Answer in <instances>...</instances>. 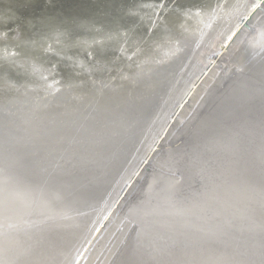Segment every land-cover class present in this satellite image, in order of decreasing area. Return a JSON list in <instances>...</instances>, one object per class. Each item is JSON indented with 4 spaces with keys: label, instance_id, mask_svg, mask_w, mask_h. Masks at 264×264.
Wrapping results in <instances>:
<instances>
[{
    "label": "bare ground",
    "instance_id": "obj_1",
    "mask_svg": "<svg viewBox=\"0 0 264 264\" xmlns=\"http://www.w3.org/2000/svg\"><path fill=\"white\" fill-rule=\"evenodd\" d=\"M19 1H26L21 5H27L34 0ZM19 1L17 0V3L15 4H18ZM129 1L133 3L132 8L136 10H139L138 5H147L142 2V0ZM49 2H51V0H46L45 5ZM86 2L87 0L81 2L80 5L83 7L88 6V3ZM235 3L243 4L232 7ZM6 5L7 4H5V6ZM5 6L0 7V12L3 13L2 15L16 14L17 10ZM56 6L57 5L52 8H55ZM78 6H71L70 8L68 6V11H65L67 9L64 8V6H61L59 9L61 13H55L54 11L46 12L43 11V9L40 11L38 10L40 14V20L38 22H52L58 24L68 18H76L77 20L83 21L81 16H87V12L78 9L80 8ZM197 7H193V9L190 10L186 9L183 12L185 15H188L189 19L184 18L182 23L187 21L189 25H181L178 31L166 29L156 37L151 38L149 40L150 45L148 46V49L143 51H140V46L137 45L139 39H134L129 42L125 38L121 41H114L111 38H101L99 42H94L93 49L84 48V55L82 54L83 58L80 55L78 57L71 56L66 54L67 52L64 53L63 49H57L58 45L63 41L59 37L55 38L54 36L53 42L49 41V39L37 40L38 43L45 42L46 45L50 44L47 49L56 51L55 53H59L61 56L64 55L63 57H60L62 61H68L71 65H77L80 64L82 60L85 62H91L93 60L95 63L92 64V67L103 66L101 67L102 69H106L107 67L105 66L110 65L106 64L102 59L97 58V56H99L98 54L101 55V53H104V51L108 49L112 50L113 48L118 47L119 51L123 54V58H125L126 64L123 66H126L127 68L118 76H115L116 78H114V80L104 77L101 80L97 79V82L87 81V83L83 84L75 82L70 78L63 80L61 76L55 75L52 71L56 68V64L54 67L49 68L43 62H40L39 59L32 58L30 54L27 55L25 50L32 49L30 46L34 45V43L18 42L20 41L18 40V36L13 38V41L18 42L16 47L0 48V209L3 210V214H0V216H3L0 220V230H2V232H7V230L12 229L11 234L6 235L9 238H0V247L2 250L3 248L4 250L7 249V252L12 253L11 255L14 256L23 251V249L19 247L24 245L27 246L28 239H33V237L41 239L42 237H55L53 239L55 241L51 240V243L46 242L48 248L45 251L41 250V252L38 253L39 256L37 255L38 257L35 262L33 261V264H59L62 259L61 257L64 258L66 255V249H68L74 241L78 242V244L82 242V245L81 247L79 246V256L76 257L77 259L72 264H75L77 260H80L79 258L87 250V246L89 244L91 245V240H93V237L99 231L100 226H102L108 213L113 209L126 187H128L132 180L139 175L138 172L140 171L142 164L146 161L147 156L152 152L158 141H160V138L168 133V126L171 127L173 122L178 119L179 115L181 116L195 90L199 88L201 83H203L206 78L205 75L209 74V71H211L210 67L217 64V61L220 60V56L226 51L234 36L241 33L239 42H242L245 33L251 31L245 24L250 21L252 23V20L256 17L258 12H261L260 8L264 9V0H221L214 7L211 5L210 9L199 10ZM44 8L48 9L50 7L45 6ZM38 11L36 10V13ZM82 13L83 15H81ZM45 14H50V16L52 15L54 17L49 18L50 16L46 17ZM71 14L72 16L70 17ZM61 15H63V17ZM145 17L146 16L143 15L137 17V19L140 22H144ZM109 19L112 21V18ZM119 19L122 22L124 18L119 17ZM223 20H227V22H225L226 27L220 32V34H218L219 26L213 34L210 33L212 27ZM111 21H107L109 23L106 27L112 25ZM138 21L135 26H138ZM113 24L115 23L113 22ZM196 24H198L199 27L196 26ZM101 25L105 26V24ZM200 25L203 26V31ZM102 26H100V28ZM94 30L98 31L99 29L94 28ZM100 34L104 33L101 32ZM115 34L120 37L124 36L122 33ZM70 35L71 33L69 36ZM4 37H6V33L2 32L0 29V38ZM235 38H237V36ZM76 41L77 39H75L74 42ZM232 42L234 41L232 40ZM89 43L91 44L93 41L88 42V44ZM224 46L226 48H224ZM129 47V51L124 50L125 48L129 49ZM53 48L55 50H53ZM234 48L236 49V47ZM18 50L19 53L23 52L25 57L18 58V53H16ZM236 54L237 52L235 55ZM215 56L216 60L214 59ZM106 71L107 70H105V72ZM228 71L229 70H227V72ZM87 73L90 74L88 71ZM198 73H200L201 77L199 83L198 76L196 78ZM194 77L196 80H194ZM218 87H220V85H218ZM255 91L258 93V90ZM223 93H225V91ZM227 104H229V102ZM199 108L197 107V109ZM185 109L188 108L186 107ZM214 114L215 113L207 114L205 122L203 123V131H200L199 127L197 128V131H200L202 135L199 134L203 136L202 140L197 144H202V151L210 149V152L212 151L211 153H213V151L227 153L226 148H229L219 147V144H222V140H225V136L228 137L229 135H227L228 132L226 134V132L223 133L220 131L219 127L225 125V130L227 131L229 129L231 132L233 130L232 127L241 128L244 124L239 126L238 123L234 124L232 121H228L230 119H226L225 111L217 115ZM181 122L184 123L183 121ZM245 122L247 123V121ZM199 134L198 136L200 138L201 136ZM194 135L193 137L195 138ZM236 135L237 134H235V136ZM238 136L241 137L240 135ZM262 138L263 137H261V139ZM206 140H208V142H206ZM226 143V146L230 145L231 141L230 143L226 141ZM190 149L192 148L190 147ZM260 149L262 150V148ZM196 153L197 152H195V155ZM243 153L242 150V154ZM136 154L139 156L143 154V158H139V156L135 158ZM197 156L198 155H196V157ZM199 157L200 156H198V158ZM237 160L240 161V159ZM203 162L204 161H201L200 159L198 162H188L187 167L184 170L185 177L180 181L169 180V178H156L153 183L150 181L152 184H150L147 189L143 188L146 191H144V193L147 199H144L146 201L143 205V211L140 210L143 212L141 215L146 216L147 218L149 216L150 221H152L151 219L157 217L160 218V216L162 217L163 212L161 211L163 210L167 213L171 212V214L179 213L182 218L185 215H191L192 217H187L189 222L187 220H185L186 222H182V218L178 217L179 215L177 217L179 219V224L186 223L184 225H187V223H189L188 225L193 224V227L205 226L207 224L212 227V224H209L210 220L208 219L211 218L209 215H214V219L217 218V220H224V223L225 221L227 223H232L231 225L233 226V229H235L238 234L260 235V233L264 231V220H252L249 210L250 205L245 204L243 206L241 204L242 198L248 197L246 194L249 195V193H251L249 190L251 189L248 187L240 189L239 186L241 185L238 186V183L233 182L235 181L233 179L219 181L214 187L211 185L213 187L211 190L209 189L212 191L211 193H207L206 191L201 193L195 191L196 194H191V192H187L184 195L177 194L179 190L189 185L196 173H200V171L204 169L203 164L207 162L206 165L208 166V161H205V163ZM262 162H264V158L261 163ZM228 166H230V164ZM206 168L207 167H205V169ZM232 168L233 167L229 168L230 171ZM234 171L237 179L240 181L241 175L244 174L242 169L236 167ZM254 171H256V169ZM120 172L124 173L122 174V178L120 177L121 179L119 178L118 180L117 178ZM209 172L210 171H208V173ZM212 175H214V173ZM7 177H11L10 182L5 180ZM178 178L180 179L181 177ZM116 179L118 181H116ZM237 179L236 181H238ZM114 182H117L118 184H114ZM210 183H212V181ZM121 184H123V186L118 191L117 195H115L111 204H109V201L107 200V203H105L104 206L103 202L105 200L103 202L100 201L103 205L101 204L99 208H103L104 206V210L102 211L108 209L100 215L102 212H99L102 208H98V212L95 216H98L99 214L100 217L99 219L97 217V220L95 219V223H92L91 221L93 224L92 228L90 227L91 224H89L87 228L79 231L76 230V232L74 227L76 228L77 225H80L82 220L85 219L86 221L88 217H92L93 214L91 215L90 213L95 206H99V199H104L105 197L103 195L109 193L106 191L112 187L108 194L110 195L114 190L116 191ZM211 186L209 187L211 188ZM36 189L41 190L39 191ZM192 191L194 192L193 189ZM258 191H260V189H258ZM254 193H251V196H254ZM261 194L263 195V193ZM256 195L258 196L257 193ZM253 198L258 199L256 196ZM106 199H108V197H106ZM248 199L250 200L249 197ZM254 199L252 201H254ZM213 203H215L217 207H214ZM255 203H257V200ZM132 204L134 203H131V205ZM154 207L159 210H155ZM96 210L97 209H95V211ZM160 212L161 215H158ZM154 213L155 215L153 216ZM17 214L23 216V218L17 220L15 216ZM11 215H14L15 217ZM123 215L125 216V214ZM113 217L115 219L116 216ZM31 218L35 220V223L31 222ZM122 218L125 219V217ZM187 218L184 217L183 220ZM213 218H211V220ZM43 219L44 221H42ZM176 219L177 218H175V220ZM110 220L112 221V219ZM141 220H143V218L137 220V224H140L137 228L138 233L136 237H133V241L129 239L132 242L123 256L121 258L119 257L118 264H123V262L126 261L127 258L125 254L127 252L129 253L131 249H135L141 240L146 243L142 245H149V256L151 259L153 258V260L155 257H158L162 260H174L185 264H208L204 262L209 260L211 256L216 255L215 253L217 251H215L214 254L209 255L201 254L202 252L199 253L200 249L198 244L201 245V242L204 240L202 236L207 234L209 237H213V235H210V230L209 234L206 231L204 232L203 229L201 230L205 234L202 232L190 233L191 231L189 232L186 230L190 233L188 238L192 244L187 243L190 244V246L186 244L187 246L183 245L178 247L179 243L181 244V242H179L176 248L174 246L171 248L172 241L170 245H168V237L166 236L167 238L165 241L163 240V237L167 232H171V234L173 233L175 241L182 235L184 237L186 233L181 234L179 230L173 232L169 229V226L166 225L165 228L163 227L164 229H158L153 224H149L148 222L145 223ZM203 220H208L209 222L206 221L208 222L206 224ZM125 221L127 220L125 219ZM138 221L141 223H138ZM41 222L47 227L46 230L37 231L36 233L35 231L28 230L35 228L36 225L39 226ZM214 222L217 221L214 220ZM222 222L223 221H221V223ZM86 223L88 222L86 221ZM165 224L167 223L165 222ZM179 224L178 226H180ZM184 225H182V227ZM126 226L127 225H125V227ZM159 226L160 225H158V227ZM109 227L112 226L110 225ZM174 227L172 230L175 229ZM193 227L191 229H193ZM90 228V235L84 240L83 237H85L84 235ZM113 228L115 229V226ZM211 229L215 231L214 226ZM66 232H68L69 235H65ZM104 234L106 235V233ZM109 234H111V231ZM132 234L135 235V233ZM112 238H114V236ZM123 239L124 238L122 237L121 240ZM212 240L213 239H211V241ZM118 241H120V239ZM179 241L181 240L179 239ZM203 244L204 243H202V245ZM237 244V242L233 241L228 242L227 244L225 243L226 246H231L232 250H234ZM20 249L22 250L20 251ZM25 249L28 250V248H24V251H26ZM244 250L245 249H243V252ZM120 251L122 252V249ZM225 252H227V250ZM234 253L235 252H233V254ZM74 254L75 249L64 259L66 260L68 258L67 261H70V258L72 259ZM245 255H247V253H245L244 256ZM35 256L36 255L33 254L27 256L26 254L25 258L28 257L31 260ZM142 258L143 256L140 257V260L143 263ZM253 259L255 258L253 257ZM110 260L111 259H109V261ZM242 260L245 261V257ZM242 260L239 261V264H243ZM256 260L255 262H257ZM113 261H116V259ZM10 262H7L6 260V263ZM138 263L140 264L137 257L135 258L134 264ZM215 264H218V262L215 261Z\"/></svg>",
    "mask_w": 264,
    "mask_h": 264
},
{
    "label": "rangeland",
    "instance_id": "obj_2",
    "mask_svg": "<svg viewBox=\"0 0 264 264\" xmlns=\"http://www.w3.org/2000/svg\"><path fill=\"white\" fill-rule=\"evenodd\" d=\"M45 1L46 0H34L32 3L27 4V5H21V4H24L26 1L25 2L19 1L18 2L19 5H18V4H15V3H17V0H11V1L10 0H0V7L5 6V4H7L5 7L9 6V7L14 8V10H17L16 14L14 13V15H2L3 13L0 12V29L2 32L6 33V37L0 38V48H3V47L12 48L14 46L16 47L18 42L34 43V45L30 46V47H32V49L25 50L27 55L30 54L32 56V58L39 59L40 62H43L49 68L54 67V65L56 64V68L53 69L52 71L55 75L61 76L63 78V80L70 78L71 80H74L75 82H79V83L83 84V83H87V81L97 82V79L101 80L104 77H106L107 79L110 78V79L114 80V78H116L115 76H118L120 73H122L124 71V69L127 68L126 66L125 67L123 66L124 64H126L125 58H123V54L121 51H119L118 47H115L112 50L108 49V50L104 51V53H101V55L98 54L99 56H97V58L102 59L103 61H105L106 64L110 65V66L106 65L105 67H107V68L102 69L101 67H103V66L93 68L92 64L95 63V62H93V60L91 62H85L84 60H82L81 63L77 64V65H71L68 61H62L60 59V57H63L64 55L61 56L59 53H55L56 51H51V50L47 49L50 44L46 45L45 42L38 43L37 40L38 39H40V40L49 39V41L53 42L54 36H55V38L59 37L63 41L58 45L57 49L58 48L61 50L63 49L64 53L67 52L66 54H69L71 56H76V57H78L79 55L81 57H83L84 48L85 49L86 48H90V49L92 48L93 49L94 48L93 47L94 42H99L101 40V38H106V39L111 38L114 41H121L125 38L129 42L131 40H134V39H139V43H137V45L140 46L139 47L140 51H143L145 49H148V46L150 45L149 40L151 38L156 37L157 35H159V33H162L166 29L178 31L180 29L181 25H189V23L187 21H185V23H182V20H184V18L189 19L188 15H185V13H183L184 10H186V9L190 10V9H193V7H197V6H198L197 9H199V10L210 9L211 5H212V7H214L221 0H142V2L146 3L147 5H138L139 10L132 8L133 3H131L129 0H87L86 3H88V6H85V7L81 6L80 4H81V2L86 1V0H51V2H49L46 5H45ZM140 4H142V3H140ZM242 4L235 3L234 5H232V7L239 6ZM55 5H57V6L55 8H52ZM45 6H47V7L49 6L50 8L46 9V8H44ZM61 6H64V8L67 9L65 11H68V6H69V8L71 6H73V7L78 6V7H80L78 9L82 10L83 12L84 11L87 12V14H86L87 16H85V15L81 16L83 21L77 20L76 18H73V19L68 18L65 21H62L58 24H54L52 22H44V23L38 22L40 20L39 19L40 18L39 11L41 9H43V11H46V12L54 11L55 13H61L59 11ZM78 9H76V10H78ZM27 10H28V12H27ZM36 10L37 11L39 10V11L36 13ZM71 10H72V8H71ZM259 12L256 15V17L252 20L253 24L250 21L251 26H253L252 28H254L252 30L254 33L252 31L251 32L249 31L250 33L246 32L245 33L246 38L244 37V39H242L243 41L241 40L242 42H239V37L241 36V33L240 34L238 33V35H236L237 38H235L236 36L233 37L235 39L232 38V40L234 42H232V40L230 41L228 48L223 53L224 55L223 54H222V56L217 55V56H220V60H218L217 64H215L213 67H210L211 71H209V74L205 75L206 78L204 79L203 83H201V85H199V88L196 89L194 94L192 95L191 100L188 101L187 106H186L188 109H185L186 108L185 107L181 116L179 115L178 119L173 122V125H171V127L168 126V133H166L164 136H162L160 138V141H158V143L156 144V146L154 147L152 152L147 156L144 164H142L141 169L138 172V174L141 177L139 175H137L135 177V179L132 180L131 184L128 187H126L123 194L121 195V197L118 199L117 203L115 204V206H114L115 208L113 207V209H115V210L111 209V211L108 213L106 219L104 220V223L102 224V226H100L99 231L93 237V240H91V245L89 244L87 246V250L79 258L80 260H77L75 264H78V263L83 264L84 262H85L84 264H111L112 262H114L112 264H118L119 259L123 256V254L128 249L131 242L134 240L133 237H136V235L138 233L137 228L140 225V224H137V220H139L141 218H143V220H144V221L141 220L142 222H145V223L148 222L149 224H153L158 229H164L166 226H169V229H171V231H173V232L179 230V232L181 234L186 233L184 237H183V235L180 236L179 239L181 241H179V239L175 241V239L173 238L174 237L173 233L171 234V232H167V234H170L171 236L166 234L163 237V240L165 241V239L168 237L167 238L168 245H170V243L172 241V243H171L172 247L171 248H173V246L176 248V246L178 245L179 242H181V244L179 243L178 247L183 246V245L184 246H187V245L190 246V244H187V243H191V241L188 238V235L190 233L202 232L201 229H203L204 232L206 231L209 234V230H210V233H211L210 235H213L212 238L209 237L204 232H202L205 235L202 234L203 235L202 238L204 240L201 242V245L198 244L199 249H200L199 253L202 252L201 254L209 255V254H214L215 251H217V252L215 253L216 255L211 256L210 259L205 261L204 263L215 264V261H217L218 264H220V263H222V264H225V263L226 264L227 263L233 264V263H235L236 264V261H237V264H239V261L245 257L246 262L244 260H242L243 264H253V263L254 264H264V231H262V233H260V235L238 234L235 231V229H233V226L231 225L232 223H227L226 221L224 223V220H219V219L217 220V218L214 219L215 218L214 215L213 216L209 215V217H211V218L214 217L213 218L214 220H216L217 222L218 221H220V222H218V223L214 222L213 219L211 220V218H209L208 220H210L211 223L208 220H203V221H205L204 223H206V224L209 222V224H212V227H211V225H208V224L205 225L204 223H202L206 227L202 225V226H196L197 227L196 228L195 226L193 227V224H191L195 231L193 229H191L192 227H191V225H188L189 223H187V225H184L186 223H183V224L178 223L179 222L178 217L182 218L179 213H176V214L172 213L171 214V212L167 213L163 210V211H161V212H163V214H162L163 216L162 217L160 216V218L157 217L155 219H151L152 221H150L149 216L147 218L146 216L141 215V213H143L142 212L143 211L142 210L143 205L146 201L144 199H147L145 196V193H144V191H145L144 189H147L149 187V185L153 183V181L155 182L156 178H164V179L169 178V180H173V181H180V180L184 179V177H185L184 170L187 167V163L188 162L189 163L198 162V160L200 159L201 161H204L203 163H205V161H208V166L209 165L210 166L208 167L206 165L207 162L205 164H203L204 169H202V171H200V173L199 172L196 173L195 177L189 183V185H187L186 187H183L181 190H179L177 192V194L184 195L187 192H191V194H194V193L196 194L197 191L200 193L203 191H206L207 193H211L212 191H210V190L214 187V185L216 183L218 184L219 181H225V180L233 179V180H235L233 182H237L238 186L241 185V186H239L240 189H245L248 187L251 189L249 191L252 194L255 192L254 196H256V198L258 197V199H254L253 198L254 196H251L252 194L249 193V195L246 194V196H248L250 198V200L253 198L254 201H252L253 199L250 201L248 199V197L242 198L241 204L243 206L245 204L250 205L249 210H250L251 219L255 220V221L264 220V162L261 163L262 159L264 158V138L261 139L260 136H251V134L248 135L247 137H243V136L239 137L238 136L239 134L236 131L233 133L231 131L230 132L231 135H230V133L227 134V131H225L226 134L229 136L228 137L225 136L224 139L225 140L228 139L226 141H228V143H230V141H231V143H230V145L226 146V144H227L226 141L222 140V144H219V147H222V148L228 147L229 149L226 148L227 153L220 152V151L219 152L213 151V153H211L212 151L210 152V149L204 150L205 151V153H204V151L201 150V149H203L202 144H200V145L197 144L203 138V136H201L202 134L200 133V131H203V129H204L203 123L205 122L207 114L208 113H215L214 115H217V114L224 112V111L227 113L228 112H235L238 108V106L236 104L237 102H236L235 97H237V96H239V97H250V99L254 103V106L259 105L261 107L262 106L264 107V65H263L264 64V61H263V59H264V39L261 37L262 36V28L264 26V23H263L264 22V13L262 11L260 13ZM81 15H83V13ZM143 15L146 16L144 18V22L138 21L137 17L143 16ZM45 16L49 17L50 14L49 15L45 14ZM61 16L63 17V15H61ZM71 16H72V14L70 15V17ZM52 17H54V16L51 15L49 18H52ZM119 17L124 18L122 22L119 19ZM7 18H9V19H7ZM109 18H112V21ZM107 21L112 22V25L110 27H106L107 24L109 23ZM137 21H138V26H135ZM113 22L115 24H113ZM225 22H227V20H223V21L218 22L217 25L212 27V29L210 30L211 31L210 33L213 34L215 32V30L217 29V27L219 26V29H218L219 33L218 34H220V32L226 27ZM101 24H105V26H102ZM100 26H102V27L100 28ZM196 26H198V24H196ZM200 27H202V31H203V26L200 25ZM94 28H98L99 30L95 31ZM9 30H11V31H9ZM101 32H103L104 34H100ZM70 33H71V35L69 36ZM115 33H122L124 36L120 37V36H117ZM200 33H201V31H200ZM247 34H249V35H247ZM15 36H18L19 37L18 40H20V41H18V42L13 41V38ZM64 36H66V37H64ZM255 38H257V39H255ZM75 39H77L76 42H74ZM92 41H93V43L88 44V42H92ZM239 43H241V44H239ZM85 46H90V47H85ZM234 47H236V49ZM224 48H226V47L224 46ZM131 49H133V48H131ZM53 50H55V49L53 48ZM96 50H98V49H96ZM124 50L129 51L130 47H129V49L125 48ZM63 51H61V52H63ZM236 52H237V54L235 55ZM16 53H18V58L25 57L23 52L19 53V50L16 51ZM95 53H96V51H95ZM241 53H242V55H241ZM209 56H211V55H209ZM214 59L216 60V56L214 57ZM233 62L235 63V65ZM0 64H1V62H0ZM105 70H107V71L105 72ZM227 70H229V71L227 72ZM87 71L90 72V74H88ZM221 72L222 73L225 72L226 74L225 73L222 74ZM245 72L246 73L248 72V73L246 74ZM244 73H245V75H244ZM197 76H198V83H199L201 81L200 73H198L196 75V78H197ZM92 78H93V80H92ZM235 79L238 83L235 81ZM194 80H196L195 77H194ZM218 85H220V87H218ZM203 89H205V90L208 89V90L205 91ZM255 90H258V93ZM224 91H225V93H223ZM203 93H204V95H203ZM219 94H221V95H219ZM228 102H229V104H227ZM202 103H204V104H202ZM197 107L198 108L200 107V108L197 109ZM181 121H183L184 123H182ZM202 125H203V127H202ZM198 127H199L200 131H197ZM263 130H264V128H263ZM191 131H194V132L197 131V132L194 133ZM222 132L224 133V131H222ZM192 134L193 135L195 134L194 135L195 138L193 137ZM198 134L201 136L200 138H199ZM235 134H237V135L235 136ZM233 138H234V140H233ZM230 139H232V140H230ZM224 142H225V144H224ZM244 143H245V146H244ZM190 147L192 149H190ZM260 148H262V150ZM229 150H230V152H229ZM242 150L244 152L243 154H242ZM201 151H202V153H201ZM195 152H197L196 155L200 156L199 158H198V156L196 157ZM188 153H189V155H188ZM226 154H228V155H226ZM193 155H195V156H193ZM138 156L139 155L136 154L135 158ZM140 157L143 158V154L141 156H139V158ZM190 157H191V159H190ZM226 157H228V158H226ZM228 159L230 160V162ZM237 159H240V161ZM241 159H242V161H241ZM234 160H235V163H234ZM217 162H218L219 166H218ZM229 164H230V166H228ZM167 167H169L170 169ZM205 167H207V168L205 169ZM231 167H233V168L230 171L229 168H231ZM236 167H238V169H242V172L244 173L243 175H241L240 181L237 179V177L235 175L234 170L236 169ZM244 168H246V169H244ZM199 169H201V168H199ZM255 169H256V171H254ZM208 171H210V172L208 173ZM123 173L124 172H120V174L117 178L118 180L120 177L122 178ZM178 173H180V174H178ZM213 173L215 176L212 175ZM225 175H227V176H225ZM142 176H144V177H142ZM178 177H181V178L179 179ZM234 178H236L238 181H236V179H234ZM117 179H116V181H118ZM242 179H243V181H242ZM148 181L149 182L152 181V183L151 182L149 183ZM211 181H212V183H210ZM116 183L117 182H114V184H116ZM123 184L118 186L116 191L115 190H114V192L112 191L113 192L112 194L108 195L112 189V187H110L109 188L110 190L108 189L106 191L109 193H105L106 195L105 194L103 195L105 198L102 196L104 199L100 198L102 200L99 199L98 202L100 203V201L103 202L105 200L103 202L104 206H105V203H107V200H108L109 201L108 203L111 204L112 200L114 199L115 195H117L118 191L122 188ZM209 186H211V188ZM134 187H135V189H134ZM192 189L194 190V192L192 191ZM258 189H260V191H258ZM256 193L258 194V196L256 195ZM261 193H263V195ZM124 196H125V199H124ZM106 197H108V199H106ZM256 200H257V203H255ZM103 203H100L98 207L95 206L94 208L97 210L95 211V209L93 208L92 212L90 213L91 215L93 214L92 217H88V219H86V221L88 223H86L85 219L82 220L80 225H77L76 228L74 227L75 231L76 230L79 231L81 229L87 228V226H89V224H91L90 227L92 228V226H93L92 223L95 221V219L97 220V217L99 219L100 215H102L108 209L107 205H106L107 209L105 208L106 209L105 211H102V210H104V206H103V208L101 207L102 209L99 208L101 206V204L103 205ZM131 203H134V204L131 205ZM98 204H96V205H98ZM117 205H118V207H117ZM213 206L217 207L215 203H213ZM126 207L129 209H127ZM98 208L101 209V211L99 213H101V212L102 213L100 215L98 214V216H95V214L98 212ZM136 208H137V210H136ZM154 209L157 211L159 210V209H156L155 207H154ZM140 210H142V211H140ZM161 212L158 215H161ZM111 214H113V215H111ZM123 214H125V216ZM173 214H175L176 216ZM208 214H210V213H208ZM208 214H206V215H208ZM154 215H155V213L153 214V216ZM113 216H116L117 218L115 217V219H114ZM166 216H168V217H166ZM93 217H94V219H93ZM122 217H125V219L127 221H125V219ZM172 217H173V219H172ZM184 217L187 218V217H192V216L191 215H185V216H183V218ZM145 218H147L148 220ZM175 218H177V219L175 220ZM183 218L181 220L182 222H184L185 220H187L189 222L188 218L184 219V220H183ZM110 219H112V221ZM84 221H85V223H84ZM91 221H92V223H91ZM130 221H132L133 223ZM206 221H208V222H206ZM221 221H223V222L221 223ZM139 222L140 221H138V223ZM151 222H153V223H151ZM165 222L167 224H165ZM170 222H171V224H170ZM112 223H113V225H112ZM118 223H120V224H118ZM155 223H157V224H155ZM174 223H176V224H174ZM135 224H137V225H135ZM178 224L180 226H178ZM110 225L112 227H109ZM125 225H127L126 226L127 228L125 227ZM158 225H160V226L158 227ZM182 225H184V226L182 227ZM228 225H229V227H228ZM114 226H115V229L113 228ZM213 226L215 227V229H214L215 231H213V229H211V228H213ZM102 227H105V228H102ZM173 227L175 228L174 230H172ZM91 228L84 235L85 236V237H83L84 240L90 235ZM198 228H200V229H198ZM134 230H137V231H134ZM186 230L189 232L191 231V232L189 233ZM110 231H111L112 235L109 234ZM181 231H183V232H181ZM103 232L106 233V235ZM123 232L126 235H124ZM132 233H135V235ZM65 235H69V233L66 232ZM113 236H114V238H112ZM122 237L125 239V241H124V239L121 240ZM182 237H183V240H182ZM54 238L55 237H50V238L49 237H47V238L42 237V239H41V238H37V237L34 238L33 237V239H28V241H27L28 243L26 244L27 246L24 245L25 247L24 246L19 247V248H22L23 251L19 252L17 255H14V256L11 255L12 253H8L7 249L4 250V248H3V250H2V248L0 247V252H1L0 253V264H14V263L15 264H19V263L25 264L27 262H28L27 264H33V261L35 262L36 258L39 256L38 253H40L41 250L45 251L48 248L47 243L48 242L51 243V240H53ZM117 239L118 240L120 239V241H118ZM129 239L132 241H130ZM173 239H174L175 244L173 243ZM211 239H213V240L211 241ZM229 240L238 243L237 246L234 248L235 251L232 250L231 246L225 245V243L227 244L228 242H231ZM38 241L40 244L38 243ZM53 241H55V240H53ZM110 241H112V242H110ZM127 241H130V242H127ZM99 242H100V244H99ZM32 243H33V245H32ZM76 243L78 244V242L74 241V243L71 244L72 247L70 246L65 251L66 255L64 256V258L67 257L69 254H71V251H73L75 249V254L73 255L72 259L70 258V261L69 260L67 261L68 258L65 260L63 257H61L62 259L60 260L59 264H72L73 262H75V260L77 259L76 257H78L80 254L78 251L80 250V247L82 245V242L79 243L78 245ZM95 243H96V245H95ZM119 243L122 245H120ZM202 243H204V244L202 245ZM142 244H146L145 241L141 240L137 244L135 249L134 248L131 249V251H130L131 253L127 252L125 254L127 259H126V261L123 262V264H134L135 258H137V257H138V261L140 262V264H160V263L161 264H185V263H181L179 261H174V260L173 261L162 260V259H159L158 257H155V259L153 260V258L151 259L149 256V254H150L149 245L145 246ZM37 245H38V247H37ZM109 245H110V247H109ZM123 245H124V247H123ZM33 246H35V247H33ZM73 247H74V249H73ZM75 247H77V248H75ZM100 247H101V249H100ZM24 248H28V250L25 249L26 251H24ZM22 249H20V251ZM121 249H122V252L120 251ZM243 249H245L244 252H243ZM226 250H227V252H225ZM238 250H240V251H238ZM29 251L33 255H36L31 260L28 257H26L27 259L25 258L26 254H27V256L32 255ZM220 251L226 255H223ZM27 252L30 254H28ZM233 252H235V253L233 254ZM229 253H231V254H229ZM245 253H247V255L244 256ZM62 254H63V252H62ZM107 254H108V256H107ZM109 254H110V256H109ZM1 255H2V257H1ZM7 255L8 256L11 255V256H9L10 258ZM96 256H98V257H96ZM141 256H143V258H142L143 263L140 260ZM11 257H13V258H11ZM108 257H109V259H111L110 261H109ZM116 257H118V258H116ZM253 257L255 259H253ZM246 258H247V260H246ZM22 259H23V263H22ZM114 259H116V261H113ZM6 260H7V262H10V260H11V262L6 263ZM26 260H28V261H26ZM100 260H102V261H100ZM255 260L257 262H255ZM29 261H31V262H29ZM61 261H63V262H61ZM67 262H69V263H67Z\"/></svg>",
    "mask_w": 264,
    "mask_h": 264
},
{
    "label": "water",
    "instance_id": "obj_3",
    "mask_svg": "<svg viewBox=\"0 0 264 264\" xmlns=\"http://www.w3.org/2000/svg\"><path fill=\"white\" fill-rule=\"evenodd\" d=\"M260 10L264 13V9H261ZM246 21V20H245ZM247 26V28H249L251 31L253 30L250 22L249 23H246L245 24ZM250 31V32H251ZM263 39H264V26H263V29H262V36H261ZM236 104L238 106L237 110L235 112H226V119H230L228 121H232L234 124L235 123H238L239 126H241L242 124H244L243 126H241V128H238V127H232V131L233 132H237L240 136H248L251 134V136H260V137H263L264 138V107L262 106H254V103L253 101L250 99V97H239L237 96L236 97ZM231 117L229 118L228 117ZM246 116V117H244ZM247 121V123L245 122ZM220 131H226L225 130V125H221L220 127ZM222 129V130H221ZM228 133H230L229 129L227 130ZM206 142H208V140H206ZM10 178L11 177H7L5 180L9 181L10 182ZM36 190H41V189H36ZM3 214V210L0 209V214ZM13 217L16 216L17 220H21L23 218V216L17 214V215H11ZM3 216H0V220L2 219ZM5 218V217H4ZM31 222L35 223V220L33 218L30 219ZM44 221V219L42 220ZM9 222V221H7ZM44 224H41L39 226H35V228L33 229H28V230H31V231H35V233L37 231H43V230H46L47 227H43ZM49 231V230H47ZM9 232V233H8ZM12 232V229L11 230H7V232L0 230V238H9L7 237L6 235H10Z\"/></svg>",
    "mask_w": 264,
    "mask_h": 264
},
{
    "label": "snow or ice",
    "instance_id": "obj_4",
    "mask_svg": "<svg viewBox=\"0 0 264 264\" xmlns=\"http://www.w3.org/2000/svg\"><path fill=\"white\" fill-rule=\"evenodd\" d=\"M255 7V6H254Z\"/></svg>",
    "mask_w": 264,
    "mask_h": 264
}]
</instances>
